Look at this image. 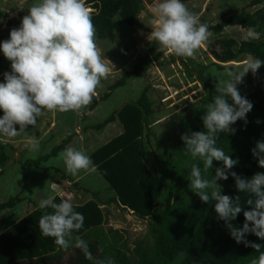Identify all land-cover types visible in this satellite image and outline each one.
Here are the masks:
<instances>
[{"label": "clouds", "instance_id": "1", "mask_svg": "<svg viewBox=\"0 0 264 264\" xmlns=\"http://www.w3.org/2000/svg\"><path fill=\"white\" fill-rule=\"evenodd\" d=\"M150 11L152 30L148 39L157 45V51L194 58L197 50L210 42V26L202 23L182 0H159ZM94 37L95 26L85 0H33L19 26L10 30L8 39L0 41V51L11 62V71L4 72L0 82L3 111L0 136L13 138L28 126L35 127L46 111L80 114L91 104L102 79L110 71L101 59ZM244 39L260 40L261 33L256 27H249ZM262 65L264 60L249 55L238 72L225 69L224 73L215 74L213 70L211 74L218 77V82L214 86L215 95L201 116L204 130L181 135L186 154L202 161L204 172L212 169L214 161L222 162L211 180L203 177L199 164H192L188 187L201 202L214 201L217 218L224 221L230 236L259 254L250 264H264L262 245L246 239L247 234H254L264 240V172L246 178L231 171L238 158L226 154L216 144L220 133L234 132L231 125L238 120L247 124V113L253 104L240 94L237 86L249 71L255 75ZM26 146L29 153H36L40 142L32 138L26 141ZM251 153L258 166L264 168V140L256 141ZM58 156L66 173L72 176L95 167L89 155L72 146L64 148ZM229 175L234 178L237 191L248 196L247 210L242 208L239 195L222 194L218 187L217 181L227 180ZM38 207L46 210L38 221L40 232L53 238L56 246L65 250L78 248L93 264H115L110 257H94L86 241L74 235L82 229L84 216L75 210L70 198L61 197L57 203L55 193L50 192L38 201ZM241 212L244 222L242 227H237L231 221Z\"/></svg>", "mask_w": 264, "mask_h": 264}, {"label": "trees", "instance_id": "2", "mask_svg": "<svg viewBox=\"0 0 264 264\" xmlns=\"http://www.w3.org/2000/svg\"><path fill=\"white\" fill-rule=\"evenodd\" d=\"M151 1L85 0L86 6L90 8L96 38L105 39L111 36L114 15L117 14L121 22L129 26L134 22L143 2ZM249 3L258 8L252 13L223 20L211 26L210 30L218 32L229 23L243 29L254 26L261 33V39L250 42L245 39L233 41L234 50L230 45L212 53L217 60H233L238 54L252 55L264 60V0H249ZM2 16L0 11V17ZM220 41L230 42L225 39ZM140 66L142 65H136L131 71H139ZM258 72L264 75V65ZM198 81L206 92L197 101L187 105V123L183 133L204 130L201 116L205 111V105L211 102L215 95L214 86L207 85L202 77H199ZM121 84L123 81L118 79L109 86V89ZM244 96L253 104L252 110L247 113V124L243 120H238L231 125L234 132L219 134L216 146L233 158H238V164L231 171L250 178L255 172H264V168L258 166L251 153L256 141L264 140V94L250 93ZM104 97L106 94L102 98ZM95 102L96 100H92L88 108ZM151 113L149 102L141 96L110 112L91 127L100 129L117 118L121 132L93 149L88 155L93 161L94 169L100 173L112 191L105 204L112 203L128 209L138 217H147L152 247L147 248L137 243L135 254L131 255L127 253L126 248L108 245L101 233L100 237L86 241L89 250L98 259L112 258L115 264H250V261L259 254L253 248L237 243L230 236L224 221L217 218L214 201L207 204L201 202L188 187L192 164H199L203 177L211 180L215 175V169L222 167V162L214 161L212 169L204 172L203 162L193 160L190 154H186L180 136L177 140L164 142L165 149L162 153L166 157L157 158V165L152 170L144 165L142 161L144 149L153 137L149 121ZM257 120L261 123L257 124ZM141 136H144L143 141ZM65 143L61 141L55 145L51 153L61 150ZM154 143L157 149L160 148L161 141L154 138ZM42 158L44 156L31 161L24 160L23 165L29 163L37 165V161ZM217 183L222 194L232 197L239 195L242 208L247 210L250 207L245 203L248 196L237 191L233 177L229 175L227 180H218ZM19 200L18 195L9 197L6 201L0 202V210L11 208ZM56 202H60L57 196ZM73 205L75 210L84 216L83 227L75 234L96 229L102 223V210L94 200ZM45 211L36 207L17 221L8 215L0 218V264H93V261L84 257L80 249L71 247L63 253L58 251L64 249L56 246L53 238L41 234L38 221ZM243 222V212L231 221L237 227H242ZM108 232L117 234L111 229ZM246 239L261 244V251H264V240L254 234H247Z\"/></svg>", "mask_w": 264, "mask_h": 264}, {"label": "rangeland", "instance_id": "3", "mask_svg": "<svg viewBox=\"0 0 264 264\" xmlns=\"http://www.w3.org/2000/svg\"><path fill=\"white\" fill-rule=\"evenodd\" d=\"M158 2L159 0L143 2L134 22L129 26L124 25L117 14L114 15L111 36L105 39L94 37L101 59L110 71L108 77L102 79L101 85L98 86L93 97L96 102L91 108H88L90 105L86 106L80 114L73 111L67 113L46 111L38 118L35 127L28 126L26 131L16 136L17 139L21 137L22 141H27L26 139L37 131L40 149L36 153H29L28 149L16 153L6 149L0 142V157L5 154L7 157L11 156L14 161L7 167L0 163L2 169L0 202L15 195L20 196L22 199L13 207L15 214L24 208L38 205L40 199L55 190L57 197L70 198L73 204L94 200L101 210L102 207L105 208V214L102 212L103 221L99 227L74 235L87 241L100 237L102 233L108 245L126 248L127 253L131 255L135 254L137 243L147 248L152 247L147 217H138L128 209L112 203L105 204L112 191L95 169L81 170L79 179L72 181L73 176L66 173L58 156L64 147L54 154L51 150L61 141L66 143L71 141L72 147L88 155L91 149H95L122 130L117 118L100 129H92L91 126L124 103L141 96L150 104L152 113L149 121L153 134L144 149L142 161L149 170H152L157 165V158L166 157L162 153L165 149L164 142L177 140L183 134L187 123V105L197 101L206 92L198 81L199 77L205 79L207 85L215 86L218 77L211 74L213 70L215 74H222L225 69L237 72L240 70L247 55L238 54L236 58L228 61H219L212 55L217 49L230 45L234 50L233 41L244 39L247 29L236 24L229 23L218 32L210 30L212 32L210 42L198 49L194 58L157 51V45L149 41L148 35L152 30L150 9ZM182 2L190 11L197 14L202 23H207L210 27L223 20L252 13L258 8L251 5L249 0H182ZM32 3L33 0H0V11L3 14L0 17V41L9 38L10 30L19 26ZM88 10L90 11V8ZM222 39L230 42L222 43L220 41ZM138 58H145L143 65L139 71H131L136 65H140ZM10 64L11 62L0 51V82H3V73L11 71ZM118 79H121L123 84L109 89V86ZM237 87L242 96L250 93L264 94V75L258 71L254 75L249 71ZM104 94L106 97L102 98ZM2 115L3 111L0 110V116ZM154 138L161 141L158 149ZM141 140H144V136H141ZM39 156L44 158L37 161V165L32 163L23 165L24 160L31 161ZM64 177H68V180ZM53 178L58 182L55 184L57 189L49 187ZM109 228L117 234L109 233ZM66 251L64 249L62 252Z\"/></svg>", "mask_w": 264, "mask_h": 264}, {"label": "crops", "instance_id": "4", "mask_svg": "<svg viewBox=\"0 0 264 264\" xmlns=\"http://www.w3.org/2000/svg\"><path fill=\"white\" fill-rule=\"evenodd\" d=\"M109 123V122H108ZM96 124V123H95ZM105 126V125H104ZM93 129V128H92ZM120 133V132H119ZM18 137V136H17ZM17 137H13V138H9V137H3V136H0V142H2V146H5L6 147V149H9V150H13V151H15L16 153L17 152H21V151H25L26 149H27V146H26V141L25 140H23L22 141V139H21V137L20 138H18L17 139ZM38 133H37V131L36 132H33L32 133V135L28 138V139H26V140H29V139H32V138H35V139H37L38 140ZM79 142V141H78ZM71 141L69 142H67L66 143V145L64 146V148H66V147H68V146H72L71 145ZM101 145V144H100ZM100 145H98V146H100ZM98 146H96V147H98ZM95 147V148H96ZM94 149V148H93ZM93 149H91V150H93ZM90 150V151H91ZM0 163L3 165V166H9L10 165V163H12V162H14L13 161V158H11V156L10 157H7L5 154H2V156H1V159H0ZM7 164V165H6ZM2 172V169H0V173ZM82 176V175H81ZM80 176V177H81ZM73 177H75V178H73ZM72 177V181H76L77 179H79V174L78 175H76V176H73ZM65 179H67L68 180V177H64ZM55 184H58V182L57 181H55V178H53V181H50V183H49V187L51 188V189H53L52 188V185H55ZM57 186V185H56ZM55 189H57V188H55ZM59 190V189H58ZM55 191V190H54ZM53 191V192H54ZM61 191V189L59 190V192ZM19 198H20V200L22 199L20 196H18ZM61 199V198H60ZM19 200V201H20ZM19 201H17L11 208H5V209H2L1 211H0V218H2L3 216H5V215H8V216H10L14 221H17V220H20V219H22L27 213H29V212H31L32 210H34L36 207H38V205H36V206H32V207H29V208H24L23 210H21L20 212H18V213H16L15 214V212H13L14 211V209H13V207L19 202ZM11 209H13V210H11ZM9 211H12V212H10L9 213ZM3 214V215H2ZM70 248V247H69ZM69 248L68 249H66L67 251L69 250ZM55 250H56V248H55ZM58 251H61L62 252V250H60V249H58ZM66 251V252H67ZM65 252V253H66Z\"/></svg>", "mask_w": 264, "mask_h": 264}, {"label": "water", "instance_id": "5", "mask_svg": "<svg viewBox=\"0 0 264 264\" xmlns=\"http://www.w3.org/2000/svg\"><path fill=\"white\" fill-rule=\"evenodd\" d=\"M144 60H145V58H138V62H139L141 65H143ZM102 212H103V214H105V208H104V207H102Z\"/></svg>", "mask_w": 264, "mask_h": 264}]
</instances>
